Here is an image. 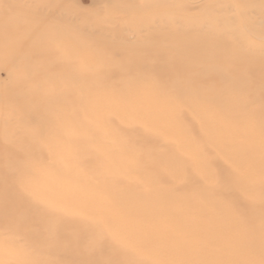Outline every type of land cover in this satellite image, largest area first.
Masks as SVG:
<instances>
[{
	"label": "rangeland",
	"instance_id": "374dc122",
	"mask_svg": "<svg viewBox=\"0 0 264 264\" xmlns=\"http://www.w3.org/2000/svg\"><path fill=\"white\" fill-rule=\"evenodd\" d=\"M224 44L264 65V0H0V264H264V88L207 96Z\"/></svg>",
	"mask_w": 264,
	"mask_h": 264
},
{
	"label": "bare ground",
	"instance_id": "6f19581e",
	"mask_svg": "<svg viewBox=\"0 0 264 264\" xmlns=\"http://www.w3.org/2000/svg\"><path fill=\"white\" fill-rule=\"evenodd\" d=\"M226 47L227 44H224V46L222 45V49L221 47L218 48V46L211 47V49L210 47H208L209 48V52L207 53L208 57L222 59L220 61L222 64L226 66V68H222V69L214 68L215 69L214 71L209 72L210 73L209 78L213 79L215 82L214 85H212V87L206 91L207 96L212 97L214 95H219L223 89V84L221 83V79L224 80L225 78L228 77L234 80L246 79L247 81L248 79L255 78L256 80L254 79L251 82L246 83V87L248 88L249 92H254L260 86L264 88V67H263L264 65L260 67L261 69L260 68H258L257 70L252 69L249 72H244L243 70L240 69L243 63L230 61L225 56L224 52H226L227 50ZM189 55L190 53L187 51H184L182 54L177 56L172 55V62H170V64H168L167 67H164L165 71L170 75L171 78H174L175 76L179 77V79L182 80L184 85L186 83L196 82V80L199 79L204 72L203 65L197 67H191L189 69L181 67L183 61L186 60L189 57ZM224 60H226L227 62H223ZM236 65L238 66V68ZM259 97L261 98L263 102L262 105L264 106V90L260 92ZM8 205L15 207V202L12 203L10 200L8 202Z\"/></svg>",
	"mask_w": 264,
	"mask_h": 264
}]
</instances>
